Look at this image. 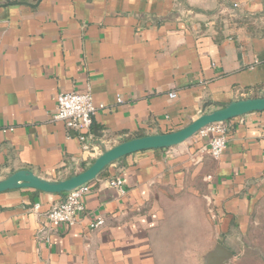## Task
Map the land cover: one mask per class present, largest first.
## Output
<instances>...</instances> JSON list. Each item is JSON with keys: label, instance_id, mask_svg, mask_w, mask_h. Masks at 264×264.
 Returning <instances> with one entry per match:
<instances>
[{"label": "crops", "instance_id": "0c3cea01", "mask_svg": "<svg viewBox=\"0 0 264 264\" xmlns=\"http://www.w3.org/2000/svg\"><path fill=\"white\" fill-rule=\"evenodd\" d=\"M72 90L103 105L88 151L51 119ZM261 94L264 0H0V179H64L121 141ZM224 125L217 158L197 132L109 164L72 226L48 229L65 193L0 192V264H207L218 243L242 264L264 210V111ZM117 177L123 192L108 184Z\"/></svg>", "mask_w": 264, "mask_h": 264}, {"label": "water", "instance_id": "95a60500", "mask_svg": "<svg viewBox=\"0 0 264 264\" xmlns=\"http://www.w3.org/2000/svg\"><path fill=\"white\" fill-rule=\"evenodd\" d=\"M255 111H264L263 94L232 100L225 105H217L175 131L138 136L121 141L113 147L104 150L87 167L64 179H47L29 169H19L0 179V192L18 188H32L38 191L62 195L83 184L94 181L109 164L128 154L142 150L175 146L210 124L225 122ZM231 257L232 253L218 243L209 254L207 264H227Z\"/></svg>", "mask_w": 264, "mask_h": 264}, {"label": "built area", "instance_id": "2783aa9c", "mask_svg": "<svg viewBox=\"0 0 264 264\" xmlns=\"http://www.w3.org/2000/svg\"><path fill=\"white\" fill-rule=\"evenodd\" d=\"M170 98H175L176 93L171 91ZM98 108H103V105L96 107L92 101V96L89 91L77 92L75 90L61 92L56 96L55 111L51 115L52 120L63 121L69 135H74L80 144L83 151L94 149L91 143V126L94 114ZM202 136L211 134L208 141L210 154L217 158L226 148L228 128L224 122L210 124L198 131ZM96 148V147H95ZM109 186L115 187L120 192H123L122 181L119 177L108 182ZM89 191V184H83L74 190L65 193L61 200L56 203L46 214L49 224V230L59 225L72 226L80 221V218L87 215L83 197ZM38 205H34V209ZM104 224L102 217H98L89 222L90 229L101 227Z\"/></svg>", "mask_w": 264, "mask_h": 264}, {"label": "rangeland", "instance_id": "374dc122", "mask_svg": "<svg viewBox=\"0 0 264 264\" xmlns=\"http://www.w3.org/2000/svg\"><path fill=\"white\" fill-rule=\"evenodd\" d=\"M243 252L245 260L242 264H264V210L254 216L248 234V245Z\"/></svg>", "mask_w": 264, "mask_h": 264}]
</instances>
